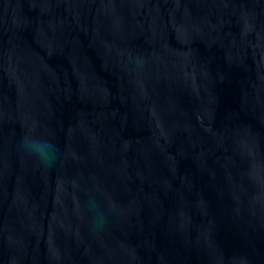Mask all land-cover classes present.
Returning <instances> with one entry per match:
<instances>
[{"label":"water","instance_id":"obj_1","mask_svg":"<svg viewBox=\"0 0 264 264\" xmlns=\"http://www.w3.org/2000/svg\"><path fill=\"white\" fill-rule=\"evenodd\" d=\"M0 264H264V0H0Z\"/></svg>","mask_w":264,"mask_h":264},{"label":"clouds","instance_id":"obj_2","mask_svg":"<svg viewBox=\"0 0 264 264\" xmlns=\"http://www.w3.org/2000/svg\"><path fill=\"white\" fill-rule=\"evenodd\" d=\"M19 148L47 167H52L54 161L59 158L60 148L56 143L31 132L23 135L19 142Z\"/></svg>","mask_w":264,"mask_h":264}]
</instances>
